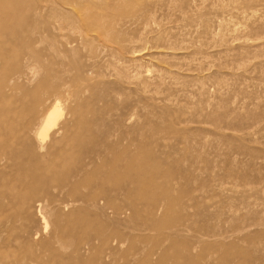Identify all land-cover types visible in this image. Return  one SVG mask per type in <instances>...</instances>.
<instances>
[{"label": "rangeland", "instance_id": "374dc122", "mask_svg": "<svg viewBox=\"0 0 264 264\" xmlns=\"http://www.w3.org/2000/svg\"><path fill=\"white\" fill-rule=\"evenodd\" d=\"M109 1L111 27L73 51L47 24L51 0H0L8 150L22 148L11 130L52 105L46 79L66 84L59 124L72 106L90 130L70 173L101 162L77 187L64 174L24 185V158L0 165V264H264V0ZM45 2L47 32L29 46Z\"/></svg>", "mask_w": 264, "mask_h": 264}, {"label": "bare ground", "instance_id": "6f19581e", "mask_svg": "<svg viewBox=\"0 0 264 264\" xmlns=\"http://www.w3.org/2000/svg\"><path fill=\"white\" fill-rule=\"evenodd\" d=\"M51 1H52L51 8L49 7L50 8V14H49L50 18L47 24L49 25L50 30L53 32V36L61 40L62 41L61 43H63L65 47L73 51L75 50L73 43H78V44H81L82 46L87 47L95 43L96 37L98 38L102 37V35H104L103 29L106 30L107 28L111 27L110 21L106 20L107 15L110 13H114L115 10L118 9V6H115L109 0H89L90 4L95 7L88 6L87 8H85L81 3H77L73 0H51ZM139 1L140 0H132L131 1L132 8L136 7V4H138ZM127 4L128 2L126 3V5ZM46 8L47 7H46V2H45V5L44 3L39 5L35 12V16L37 15L38 19L36 20L35 26L32 27L30 30L32 33L31 36H34V39L32 38V39L27 40V44L29 46L40 44L43 42L44 34L45 32H47L46 30L47 26H45L38 20H40V18L42 20V17L44 15V11L46 10ZM123 9L124 8L121 5L119 10L123 12ZM5 11H6L5 8L0 7V16ZM24 17L25 19L27 18L26 15ZM23 21H24L23 19L22 21L17 20L16 23L14 24V27L16 26L19 27L20 25L18 26V24L22 23ZM103 40H106V39H103ZM107 43L105 46L102 44V46L106 48L109 47ZM28 45L26 46L27 52L25 54L23 52V55L21 54L23 61H27L29 59L30 54L32 53V50L28 49L29 48ZM62 54H65V53H62ZM6 68L7 67L5 66L2 69V71L5 73L8 71ZM24 75L26 74L24 73ZM42 82L43 83L41 84H43L44 86L47 85V87L50 88V91H52V94L49 96L50 101H52L51 102L52 105L45 107L42 111L43 113L41 115H37V117L33 120V122H29L25 124L22 128H19L18 130H14V131L11 130V132H14L12 136L14 141L22 146V148L20 149H13L10 151L8 150L11 143L10 144L6 143L5 136L3 134V129L0 128V142L3 143L2 149L0 150V165H3L5 160L7 161L8 159L15 160L17 158H24L29 161V164L27 163L21 164V165L17 164V167L20 170H25L27 172V174L23 175L25 179L21 178L24 185L29 186L31 183L29 180H27L28 175L31 176V178L34 181L35 180L37 181L41 178L44 179L46 175L54 176L58 174H64L65 178H64V181L62 182H64V184L66 183V185L69 184V185H73L74 187H77L80 184L79 182L80 178L84 179V182H85L87 180V178L85 177V174L92 173L93 168L95 169V167H97L98 164L100 166L101 162L96 164V162L99 161L98 157H100V154H99L100 149L97 150L98 148H96L95 151H98L99 153L97 152L98 154L96 156L94 155L95 157L93 156L90 157L88 161H81L80 164L77 161L79 165L74 164L73 167L71 168V173H70L68 163L72 159V154L77 149H79L82 144H84L86 139L89 137L88 135L90 134V130H89V127L82 126L78 119L77 120L72 119L74 117V114L76 113L75 108H72V106H69V117L65 119L63 124H59V121L64 116V108L62 107L60 103V99H61V96L64 95L63 94L64 89H65L64 85L66 84H64L63 82L62 85L61 84L59 85L57 83L56 85L53 84L52 86H48L49 84L46 79H43ZM41 91L42 90L40 89L37 90V92L39 93V94L37 93L38 94L37 99H40L39 102L42 101V97L40 96ZM105 150H108V149H105ZM30 164H32L33 168L30 166ZM99 166L97 168H99ZM127 170L128 168H123V169H120L119 171L125 172ZM103 174L101 173V175ZM99 182L100 181H98V183ZM68 201H66L65 203L68 204L67 203ZM60 202L62 203V200ZM33 207L35 208V211H36L35 212L32 209L34 212V215L35 213H37V217L40 218L43 224H45V229H47L49 226L48 225L49 223L47 222L48 212L47 211H46L47 213L45 212V208H46L45 203L43 201H34ZM63 209L67 210L68 205H65ZM63 219L64 218L58 219V221L59 222L63 221Z\"/></svg>", "mask_w": 264, "mask_h": 264}]
</instances>
